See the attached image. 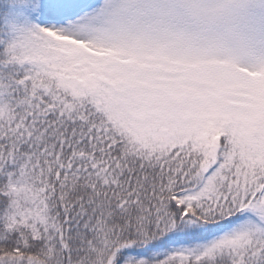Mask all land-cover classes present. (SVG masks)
<instances>
[{
    "label": "snow or ice",
    "instance_id": "6c2138e0",
    "mask_svg": "<svg viewBox=\"0 0 264 264\" xmlns=\"http://www.w3.org/2000/svg\"><path fill=\"white\" fill-rule=\"evenodd\" d=\"M0 264H264V0H0Z\"/></svg>",
    "mask_w": 264,
    "mask_h": 264
}]
</instances>
